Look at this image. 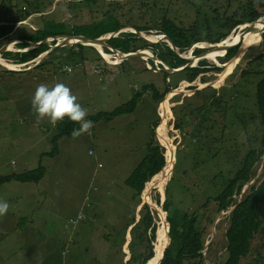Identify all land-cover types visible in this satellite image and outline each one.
I'll return each mask as SVG.
<instances>
[{
  "label": "rangeland",
  "instance_id": "rangeland-1",
  "mask_svg": "<svg viewBox=\"0 0 264 264\" xmlns=\"http://www.w3.org/2000/svg\"><path fill=\"white\" fill-rule=\"evenodd\" d=\"M254 1L261 4L264 14V0H0V24L11 20L16 12L32 11L23 23H15L11 40L0 38V50L6 47L0 54L3 61L0 62V175L23 172L39 165L46 169L38 183L24 184L12 180L0 185V200L9 204L6 215L0 217V264H125L130 257L129 250L125 246L122 248L125 256L118 250L122 223L128 219L126 213L129 210L131 215L140 218L143 204L149 206L156 223L152 241L155 255L146 264H156L158 255L166 246L163 224L167 215L160 212V202L155 203L154 196L158 193L161 201L167 184L171 188L173 216L183 210L196 212L198 227L205 228V244L210 241L207 246L204 244L205 264H211V261L220 264L225 260L228 226L225 217L233 206L217 212L213 200L206 207L202 203L207 196H215L225 178L234 175L248 150L260 145L263 126L257 113L256 83L261 75L256 71L264 70V39H258L259 44L250 46L239 58L233 59L230 67L228 59L223 61V52L201 57L221 67L219 72L210 69L205 73L208 81L213 82V86L207 87L213 88L205 90L203 95L170 92L166 100L164 94L156 101L150 91L143 92L133 112L109 120L92 121L89 133L75 139L72 135L62 136L55 145L52 138L57 133L56 125L53 126L47 118L38 121L31 108L32 95L40 83L66 84L89 116L110 112L126 103L144 83H153L160 92H165L177 82V88L185 90L188 86L198 87L208 81L201 83L196 79L187 83L179 81V77L173 74H169L170 80L165 79L159 67L163 64L154 57H131L122 62L113 52L107 53L100 47L108 54L107 59L95 46L85 44L81 51L76 48V54L56 50L53 54H62L61 57L35 67L49 56L54 45L52 42H61L63 35L46 37L49 51L41 52L24 68L27 63H17L26 56L20 52L32 48L33 43L20 49L17 47L21 45L12 42L18 40V33L36 29L50 34L72 33L73 29H80L81 25L101 17L102 11L109 10L121 21L129 16V23L149 26L150 34L139 33L146 40H150L149 36L162 35L155 34V30L165 15L206 39L223 29L220 16L240 12L239 7ZM115 3H120L121 7ZM259 18L262 19L256 22H263L264 15ZM249 23L232 28L223 40L231 44ZM122 30L135 31L128 26L111 34L116 35ZM249 32L245 33L243 42ZM160 38L149 42L165 40ZM73 44L77 43H67ZM135 46H142V43L136 42ZM195 46L202 51L212 45L205 41ZM189 50L180 55H186L187 60L193 59L194 66L201 51L194 54L193 48ZM241 70L248 73L241 75ZM168 80L170 84L166 83ZM212 95L215 99L211 98ZM205 98L207 104L202 106ZM198 105L201 108L195 111ZM173 107L176 114L179 113L181 130L174 128ZM152 131L165 148L167 163L161 173L146 182L144 188H150L147 201L140 195L139 202V198H131L133 191L124 180L146 155V142ZM165 140L170 145L165 146ZM54 148L57 150L55 155L46 154ZM171 148L175 151L174 159L170 158ZM89 150L93 155H89ZM99 163L101 167L97 166ZM167 168L169 171L165 173ZM252 169L253 177L235 197L239 201L242 191L254 181L261 185L262 225L253 240V248L258 250L264 244V152ZM214 174L218 176L212 184L210 180ZM100 193L105 197L103 201L93 203L85 199L87 194L91 197ZM70 218L77 219V222L71 223ZM136 250L145 251L143 246H136ZM251 259L252 256L247 255L242 264H252Z\"/></svg>",
  "mask_w": 264,
  "mask_h": 264
},
{
  "label": "trees",
  "instance_id": "trees-1",
  "mask_svg": "<svg viewBox=\"0 0 264 264\" xmlns=\"http://www.w3.org/2000/svg\"><path fill=\"white\" fill-rule=\"evenodd\" d=\"M91 1L96 2V0ZM115 4L116 6H119L120 3ZM147 4L148 3H146L145 5ZM153 5H155V3H153ZM262 8L263 7L261 6V4L257 1L250 3L248 2L245 5L239 7L240 12H234L229 16H220L221 19H223L222 21H220L222 22L221 27L223 29L219 30L217 34L209 35L206 39L199 36L198 33L192 32L191 30L186 29L184 26L176 23L168 15H165L162 18L159 28L155 30V34H162L166 36L174 45L176 50L172 49L166 40L149 42L148 40L140 37L138 31L145 32L147 34L151 33V29L149 26L135 23L131 24L128 21L129 16H127L124 21H121L117 16L113 15L112 10H109L108 12L102 11L101 17L94 19L89 23L81 25L80 29H73L72 33L69 32L50 34L41 29H36L33 32H20L18 33L17 39L21 41L17 42L16 44L21 45L17 48L24 49L26 47H29L32 43L34 44L40 42L44 40V38L52 35H84L89 38H96L98 36H104L111 32L117 31L123 27L130 26L133 27L136 32L130 30L119 31L116 35L110 36V38L106 40V43L122 53L135 51L136 48L150 49L153 54L166 65L171 68H178L184 66V64L190 60L181 57L179 54L188 51L190 48H193L192 53H198L199 51H201V49L196 47L195 44L200 42L202 43L206 41L211 45H214L222 41L223 39H225L228 33H230L232 28H235L238 25L246 22L254 21L261 15H264ZM31 13L32 11L29 10L16 12L15 16H13L11 20L7 21L5 24H0V38L5 37L8 40H11L10 34L14 30L15 23L23 21ZM155 39L156 38L151 40ZM258 39H261V37H259ZM136 42H141L142 46H135ZM235 42H241L240 37L235 39L232 43ZM55 43L56 41L52 42V44ZM133 46H135L136 48ZM83 47V44L80 43L62 47H55L48 52L49 56L47 58L43 59L34 66H41L45 63L52 62L54 58L61 57L62 54H53L56 50H60L62 52L70 51V53L76 54V48H79L81 51ZM48 48L49 47L46 44H40L28 49L27 51L20 52V54L26 56L23 59H18L17 63H27L28 61L37 58L41 52L46 51ZM102 49L107 53L112 52L106 46H102ZM236 51V47L228 49L225 54L223 53V61L232 57ZM1 56H3V54ZM19 57L20 56H18V58ZM259 57L260 55L255 57L254 59H258ZM59 62L61 63V61ZM122 62H124V60ZM149 62L154 68L153 61H150L149 59ZM27 66L28 63L23 67L26 68ZM159 67L165 74V79L169 78V74H173L179 77V81H185L187 83H192L196 79H199L201 83H205L208 81V78H206L205 76V73L207 71H210V69H212L214 72H219L221 70V67L215 66L214 64L210 63L206 58H200L194 66L186 67L178 72L168 73L162 68L161 65H159ZM247 73L248 72L244 70L240 71L241 75H245ZM256 73L261 75L260 80L256 83V102L258 108L257 113L260 123L263 126V135L260 141V145L257 148H250L241 161V165L236 170L234 175L225 178L223 181V186L217 191V193H215V196H207L205 201L202 203L203 207H206L208 203L213 200L216 203L217 212L221 210H227L229 207L234 206L230 210L229 214L225 217L228 221V226L225 231V250L227 252V256L225 260L220 264H242L243 258L247 255L252 256V264H264V244L261 245L258 250H255L253 248V240L256 235L259 234L262 225L259 205L261 198V185L257 184L254 181L245 191H242L241 199L239 201H237V198L235 197L237 194H240L239 192L242 186L247 181H249L250 178L253 177L254 171L252 169V166L264 152V70L256 71ZM169 80L166 83L170 84ZM178 85L179 84L177 82L172 87L177 88ZM196 86L197 85L188 86V89H193ZM210 88L213 87L202 88L191 95H201L205 90ZM146 91H150L153 99L157 101L158 99H161L163 97V95L167 91V88L165 92H160L153 83H144L141 90H137L136 92H134L132 98L126 103L116 107L110 112H98L94 115H89L86 117V119H89L91 121H98L101 119L109 120L113 116L133 112L141 96L143 95V92ZM211 98L215 99V96L212 95ZM206 102L207 99L205 98L204 102L201 105H206ZM211 103L212 101L209 102V104ZM200 108L201 106L198 105L195 111H198ZM171 110H173V115L175 117L174 128L181 130L182 125L179 121L180 116L177 115L179 113L176 114L174 107ZM224 116L225 115L223 114L222 117ZM161 124L156 129V132L157 130L159 131ZM78 127V124L70 121L67 118L57 122V133L52 138L53 144L55 145L58 138L62 136H70L72 130ZM199 133L201 136H203L201 129ZM146 143V155L137 163L135 168L125 179V183L130 186L133 191V194L130 195L131 198L135 200L136 198H139V202L141 199L140 195H142V191L145 187L146 182H148L155 174L160 172L166 162V157L164 156L165 148L157 141L154 131H152ZM56 152L57 150L56 148H54L52 151L46 152V154L53 156L56 154ZM171 169L172 168H170V171ZM175 169L176 164L174 171ZM45 172L46 169L44 168V166L39 165L37 168L26 170L20 173L13 172L6 175H0V185L12 180L18 182L36 183L44 176ZM217 176L218 174L213 175V179L210 180L212 184H214L213 180ZM170 193L171 188L167 184V186L165 187L164 194L166 195V198L163 203V208L167 212V220L169 222L168 235L170 237V242L168 247L166 248V251L164 250L165 255L160 264H205L203 256V248L207 235V233H205V228L198 227V217L196 212L188 213L186 210H183L181 214L174 217V212L170 209ZM159 197L160 195L158 193L154 196V202L157 204H159L160 202ZM159 208L160 212L165 214L164 210L160 206ZM131 214L132 213L129 210L127 221H124V223H122V238L121 243L118 246V250L123 256L126 255V253L122 250V245L124 244L126 239V229L127 227H130V225H132L129 230L130 240L127 245V248L130 252V257L125 262V264H146V262H149L155 255L152 247V241L155 239L156 223L153 220L152 212L150 211V208L147 204H143L140 210V218L136 222V216ZM163 228L166 234L167 244L168 235L166 228H168V225L166 226L164 223ZM113 231H115V229H112V232ZM136 246H143L145 251L142 252L143 250H140L139 252H137ZM161 256L162 253L158 256L157 262L161 258ZM212 262L213 261H211V264H213Z\"/></svg>",
  "mask_w": 264,
  "mask_h": 264
},
{
  "label": "water",
  "instance_id": "water-1",
  "mask_svg": "<svg viewBox=\"0 0 264 264\" xmlns=\"http://www.w3.org/2000/svg\"><path fill=\"white\" fill-rule=\"evenodd\" d=\"M262 18H257L256 20H254V21H251L249 24H248V26H246V28H245V30L243 31V32H241L240 33V35L242 36V40H243V38H245V33L246 32H248L249 30H250V25L252 26L256 21H260ZM263 23H264V19H263ZM134 32H136V30L134 31ZM263 32H264V30H263ZM262 32V33H263ZM138 33H140V31H138ZM110 36H113V34H111V33H109L108 35H105V36H98V37H96V38H89V37H86V36H84V35H63V36H61V37H63L62 39V41L61 42H57L56 44H54L53 45V47L52 48H55V47H61V46H65V45H67V42H66V40H64V38H69V40L70 39H72V38H74V39H76V40H74V43H80V44H85V45H90V46H94V45H99L100 47H102V46H106V47H108L116 56H118V58L120 59V60H124V59H129V58H133V57H139V58H146V57H144V54H143V49H137V50H135V51H129V52H127V53H122V52H120L119 50H117V49H114V48H112L111 46H109L107 43H106V40L108 39V38H110ZM165 39L168 43H169V45H170V47L172 48V49H174V50H176L175 49V47H174V45L171 43V41L166 37V36H164V35H161V38L160 39ZM261 39H264V33H263V35H262V38ZM148 40V39H147ZM242 40H241V42H235V43H231V44H225V46H219V43H221L222 41H220V42H218V43H216V44H214V45H212L210 48H206V49H204V50H202L200 53H199V55H197V58H201V57H206V55L208 54V53H216V52H223V53H225L228 49H230V48H234V47H236L237 48V51L235 52V54L232 56V57H230L229 59H228V61L227 62H230V61H233V59H236V58H239L242 54H243V52H244V50H246L247 48H249L250 46H253V45H256V44H259L260 43V41L258 40V41H255L254 43H252V44H250L249 46H247V47H242ZM148 41H150V40H148ZM40 44H46V45H48V41H47V39H45L44 38V40H42V41H40V42H37V43H34V44H32V46L33 47H35V46H38V45H40ZM5 46H3V48L0 50V54L5 50ZM150 52H151V54H153V52L150 50V49H148ZM49 50H47L46 51V53L48 52ZM180 55V54H179ZM181 57H183V58H185V59H188L187 57H185V56H182V55H180ZM147 57H154L155 59H157V60H159L162 64H163V69L164 70H166V72H168V73H171V72H178V71H181V70H183L184 68H186V67H189V66H192V65H190V61H187L185 64H184V66H181V67H178V68H171V67H169L168 65H166L164 62H162L159 58H157L155 55H151V56H147ZM196 58V57H195ZM226 69H227V67H225ZM224 72V71H223ZM225 72H226V70H225ZM207 86H213V82H212V80H209L207 83H205V84H203L202 86H198V87H195V88H193V89H178V88H170L168 91H166L165 92V96L163 97L164 98V100H166V98H167V96H168V94L170 93V92H174V93H182V92H186V93H191V94H193L194 92H196L197 90H200V89H202V88H205V87H207ZM165 110H163V112H164ZM161 120H162V117H161ZM158 135V134H157ZM164 144H165V146L166 145H170V143L168 142V140H165L164 141ZM174 156H175V151H173V150H171L170 151V158H172V159H174ZM174 161V160H173ZM166 163L167 162H165V165L163 166V168L161 169V171L160 172H162L163 170H164V167L166 166ZM174 163V162H173ZM174 166V165H173ZM166 185V184H165ZM153 187H156L155 186V184H154V182H153ZM149 190H150V188H144L143 189V191H142V194L143 195H141V196H143V198H144V200L145 201H147L146 199L148 198V193H149ZM165 193V188H163V192H162V198H161V201H160V206H161V208L165 211V214L167 215V212H166V210L163 208V203H164V201H165V198H166V195L164 194ZM234 207V206H233ZM232 207V208H233ZM231 208V209H232ZM139 219V217H136V220H135V222L137 221ZM166 221H167V225H168V228H167V235L169 234V222H168V220H167V218H166ZM214 223H216V221L214 222ZM132 227V225H130V227H129V230H130V228ZM168 237H169V235H168ZM129 238H130V234H128V238H127V240H126V245H128V243H129ZM210 243V241H208L206 244H205V246H207L208 244ZM168 244H169V242H168ZM168 244H166V247H165V251H166V248L168 247ZM205 248V247H204ZM165 251H164V253L162 254V256H161V258L158 260V262H157V264H160L161 263V260L163 259V257H164V255H165Z\"/></svg>",
  "mask_w": 264,
  "mask_h": 264
},
{
  "label": "clouds",
  "instance_id": "clouds-1",
  "mask_svg": "<svg viewBox=\"0 0 264 264\" xmlns=\"http://www.w3.org/2000/svg\"><path fill=\"white\" fill-rule=\"evenodd\" d=\"M31 108L38 121L47 118L55 126L57 122L67 118L78 124L79 127L71 132L74 139L89 133L93 127V122L86 119L87 109L78 103L77 96L62 82L38 84L31 98ZM89 155L93 153L90 152ZM8 209V202L0 200V217L6 215Z\"/></svg>",
  "mask_w": 264,
  "mask_h": 264
},
{
  "label": "bare ground",
  "instance_id": "bare-ground-1",
  "mask_svg": "<svg viewBox=\"0 0 264 264\" xmlns=\"http://www.w3.org/2000/svg\"><path fill=\"white\" fill-rule=\"evenodd\" d=\"M250 29H252V30H249V31H251V32H249L248 33V38H247V40H245L244 42H243V40H242V36H240V40H242V47H247V46H249L250 44H252V43H254L259 37H261L262 38V32H263V30H264V23L263 22H255L252 26L250 25ZM159 37H161V36H149L148 38L151 40V39H154V38H159ZM73 40H76V39H74V38H72ZM72 39H70L69 40V38H64V40H66V42L67 43H74L73 41H71ZM236 39V38H235ZM235 39H233V41L235 40ZM232 41V42H233ZM225 44H228V41H226V40H223L221 43H219V46H222V45H225ZM98 50H100L101 51V53H102V55L105 57V58H107L108 59V54H106L105 52H103L102 50H101V48H100V46L99 45H94ZM148 49H143V54H144V57H147V56H151L152 54L150 53V51L148 50ZM189 52H190V50H189ZM189 55H190V53H188ZM187 54V55H188ZM184 56H186V55H184ZM192 59H190L189 61H190V65H192L193 63V61H191ZM0 62H3V61H1L0 60ZM231 63H228L227 65H228V67H230L232 64H233V61H230ZM169 171V168H167V170L165 171V173H167ZM155 208L157 209V207L155 206ZM164 223H165V225L167 226V221H166V219L164 220ZM167 229V228H166ZM168 242H169V237H168ZM168 244V243H167ZM166 247V246H165ZM165 247H164V249H163V251H162V254L164 253V250H165ZM160 255V254H159ZM158 255V256H159ZM157 259H158V257H157ZM156 259V260H157Z\"/></svg>",
  "mask_w": 264,
  "mask_h": 264
},
{
  "label": "crops",
  "instance_id": "crops-1",
  "mask_svg": "<svg viewBox=\"0 0 264 264\" xmlns=\"http://www.w3.org/2000/svg\"><path fill=\"white\" fill-rule=\"evenodd\" d=\"M20 23H23V21H21ZM12 40H14V39H12ZM19 40H15V41H13L12 43H17ZM8 49H12V48H10V47H8ZM89 135V134H88ZM89 153H90V150H89ZM98 166V165H97ZM102 166V165H101ZM101 166H98V167H101ZM20 173V172H19ZM10 174V173H9ZM6 175V174H5ZM42 179V178H41ZM40 179V180H41ZM39 180V181H40ZM13 181H15V180H13ZM38 181V182H39ZM125 181V180H124ZM10 182V181H9ZM16 182H18V181H16ZM38 182H36V183H38ZM5 183H7V182H5ZM19 183H24V184H27V183H31V182H19ZM4 184V183H3ZM88 195V194H87ZM87 195H85V199L87 200V199H89V201L90 200H92V202L93 203H95V202H97L98 200H100V201H103V198H105V197H103L102 195V193H100L99 195H93V196H88L87 197ZM91 205V203L89 202V205L88 206H90ZM82 209V208H81ZM97 212V211H96ZM95 211H92V213H96ZM127 214H129V211L126 213V215ZM91 215V214H90ZM83 217V216H82ZM71 219V218H70ZM70 219H69V221H70ZM127 221V220H126ZM128 234H129V227H127V229H126V239H125V242H126V240H127V238H128ZM124 242V244L122 245V248L125 246L126 248H127V245H126V243ZM65 251V250H64ZM124 251V250H123Z\"/></svg>",
  "mask_w": 264,
  "mask_h": 264
},
{
  "label": "built area",
  "instance_id": "built-area-1",
  "mask_svg": "<svg viewBox=\"0 0 264 264\" xmlns=\"http://www.w3.org/2000/svg\"><path fill=\"white\" fill-rule=\"evenodd\" d=\"M67 69L70 70V68H67ZM90 152H92V150H90ZM98 166H101V164L99 163ZM81 217H82V215H81ZM70 222H71V223H75V222H77V219H72V218H71V219H70Z\"/></svg>",
  "mask_w": 264,
  "mask_h": 264
}]
</instances>
